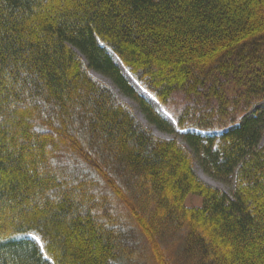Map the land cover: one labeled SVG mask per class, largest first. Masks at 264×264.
<instances>
[{
    "label": "trees",
    "instance_id": "obj_1",
    "mask_svg": "<svg viewBox=\"0 0 264 264\" xmlns=\"http://www.w3.org/2000/svg\"><path fill=\"white\" fill-rule=\"evenodd\" d=\"M16 85L0 264H264V0H0V105Z\"/></svg>",
    "mask_w": 264,
    "mask_h": 264
},
{
    "label": "rangeland",
    "instance_id": "obj_2",
    "mask_svg": "<svg viewBox=\"0 0 264 264\" xmlns=\"http://www.w3.org/2000/svg\"><path fill=\"white\" fill-rule=\"evenodd\" d=\"M110 53L112 54V56L114 55L111 51H110ZM112 83V82H111ZM118 95H120V96H123V95H121L120 93H118ZM124 97V96H123ZM122 98V97H121ZM126 98V97H125ZM133 102V101H132ZM134 103V102H133ZM135 104V106H132L130 103H129V105L131 106V107H133V109H134V112L136 113V110L139 112V113H141L140 111H139V108H138V106H137V104L136 103H134ZM155 107V106H154ZM157 109V108H156ZM163 109V108H162ZM163 116H165L166 118H168V120L170 121V122H172L173 123V120H172V118L164 111V109H163V111H160L159 109H157ZM261 110H264V101L262 102V103H260L255 109H253L251 112H249L247 115H245L243 118H242V120H245V119H247V118H251V117H253L257 112H259V111H261ZM136 115H137V113H136ZM148 127H150V128H152V126L151 125H149ZM155 128V127H154ZM152 130H153V128H152ZM192 132H195V133H200V134H203V135H206V136H212V137H214V136H217V137H219V136H221L222 135V132H208V133H201L200 131H196V130H191ZM187 132L185 131V132H180V131H178L177 133H176V135H174V136H170V135H166V134H164V133H160L161 135H158V136H160V137H163V138H167V139H173V138H177L182 144H184V145H186V143L184 142V140H183V136L186 134ZM157 135V134H156ZM194 160H195V169H196V171H197V173H198V175H200V172H202V170H201V168H200V166H199V164H198V161H197V159H196V157L194 156ZM203 173V172H202ZM204 174V173H203ZM216 186L217 187H219V188H221L222 190H224L228 195H230L231 197H232V195H233V191H234V182L233 183H231L230 185H225V184H221V183H217L216 182ZM202 204H203V199L202 198H200V197H196V196H193V195H190L189 196V198L187 199V201H186V205L187 206H189V207H191V206H202ZM37 242V241H36ZM38 244H39V242H37ZM139 243H140V246H141V248H143V243L141 242V241H139ZM167 248H168V252L170 253V255H171V257L172 258H177L178 256H180L181 255V253H180V250H181V248H179V246L177 247V246H175L173 243H171V245H168L167 246ZM134 262H133V264H149V262L148 261H146L145 260V258L143 257V254H141L140 255V257L138 256L137 257V259L136 260H133Z\"/></svg>",
    "mask_w": 264,
    "mask_h": 264
},
{
    "label": "snow or ice",
    "instance_id": "obj_3",
    "mask_svg": "<svg viewBox=\"0 0 264 264\" xmlns=\"http://www.w3.org/2000/svg\"><path fill=\"white\" fill-rule=\"evenodd\" d=\"M15 90L19 94V99L12 98L9 100L8 105H0V124H6L8 119H14L16 116L15 112H11V108H17V110H27V108L31 105L32 100L27 99V92L23 91L19 85L14 86ZM4 91L9 93V89L5 88ZM53 163H55L53 161ZM5 225V220L3 218L2 213H0V229ZM31 235V234H29ZM34 240L39 242V237H33ZM40 247L43 248V244H40Z\"/></svg>",
    "mask_w": 264,
    "mask_h": 264
},
{
    "label": "bare ground",
    "instance_id": "obj_4",
    "mask_svg": "<svg viewBox=\"0 0 264 264\" xmlns=\"http://www.w3.org/2000/svg\"><path fill=\"white\" fill-rule=\"evenodd\" d=\"M113 58H114V60H115V62L117 63V65H119L120 67H121V69L123 70V72H124V74L132 81V83L134 84V86L136 87V88H138L139 90H140V92L145 96V97H147L151 102H152V104L155 106V108H157V109H159L160 111H163V109H162V107L160 106V104L156 101V99L153 97V96H151L148 92H146L130 75H129V73L126 71V69L123 67V65L121 64V62H120V60L115 56V55H113ZM94 76H96V77H98L99 79H101L102 81H104V82H106V83H108L112 88H113V90L114 91H116L117 92V89H116V87L111 83V81L109 80V79H107L106 77H104V76H102V75H100V74H98V73H95V72H93L92 73ZM124 100H126V101H128L132 106H135V104L131 101V100H129V99H127V98H125V97H123V96H121ZM136 113H137V116L139 117V118H141L142 120H143V122L147 125V126H149V123H147V121H145V118L143 117V115L141 114V113H139L137 110H136ZM153 128V131L157 134V135H161L160 134V132L159 131H157L154 127H152ZM200 175H201V177L205 180V181H207V182H209L210 184H212V185H214V186H216L217 184H216V182H214L213 180H211L210 178H208L206 175H204L202 172H200Z\"/></svg>",
    "mask_w": 264,
    "mask_h": 264
},
{
    "label": "water",
    "instance_id": "obj_5",
    "mask_svg": "<svg viewBox=\"0 0 264 264\" xmlns=\"http://www.w3.org/2000/svg\"><path fill=\"white\" fill-rule=\"evenodd\" d=\"M121 68V67H120ZM122 70V69H121ZM92 73V72H91ZM122 73L124 74V72H123V70H122ZM130 75V74H129ZM124 76L129 80V82L134 86V84L132 83V81L124 74ZM131 76V75H130ZM132 77V76H131ZM98 78V77H97ZM133 78V77H132ZM134 79V78H133ZM135 80V79H134ZM136 81V80H135ZM108 84V83H107ZM135 87V86H134ZM136 88V87H135ZM138 91H139V93L141 94V95H143L141 92H140V90L138 89V88H136ZM116 92V91H115ZM117 94L119 93V90H117V92H116ZM144 96V95H143ZM145 97V96H144ZM147 98V97H146ZM128 99V98H127ZM148 99V98H147ZM124 100V99H123ZM149 100V99H148ZM150 101V100H149ZM125 102H127L128 104H129V102L128 101H126L125 100ZM151 102V101H150ZM152 103V102H151ZM142 122H143V120L141 119V118H139ZM146 121V120H145ZM143 124L144 125H146L144 122H143ZM147 126V125H146ZM158 131V130H157ZM154 132V131H153ZM155 133V132H154ZM156 134V133H155ZM199 177L202 179V180H204L202 177H201V175H199ZM205 181V180H204ZM205 182H207V181H205ZM208 184H210L209 182H207Z\"/></svg>",
    "mask_w": 264,
    "mask_h": 264
}]
</instances>
